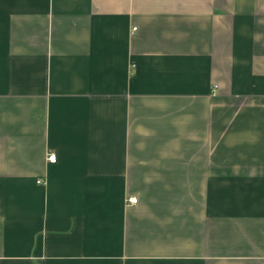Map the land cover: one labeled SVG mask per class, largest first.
Listing matches in <instances>:
<instances>
[{
    "label": "crops",
    "instance_id": "obj_1",
    "mask_svg": "<svg viewBox=\"0 0 264 264\" xmlns=\"http://www.w3.org/2000/svg\"><path fill=\"white\" fill-rule=\"evenodd\" d=\"M0 264H264V0H0Z\"/></svg>",
    "mask_w": 264,
    "mask_h": 264
},
{
    "label": "built area",
    "instance_id": "obj_2",
    "mask_svg": "<svg viewBox=\"0 0 264 264\" xmlns=\"http://www.w3.org/2000/svg\"><path fill=\"white\" fill-rule=\"evenodd\" d=\"M48 162L50 164H55L57 162V157L54 153H49ZM129 202L132 203L133 205H135V204H137L138 200L137 199H131Z\"/></svg>",
    "mask_w": 264,
    "mask_h": 264
}]
</instances>
